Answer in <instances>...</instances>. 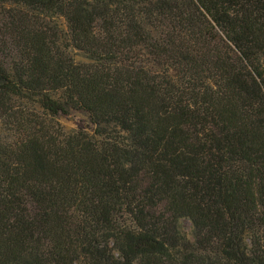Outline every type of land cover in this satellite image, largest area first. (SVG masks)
Masks as SVG:
<instances>
[{"label": "trees", "instance_id": "trees-1", "mask_svg": "<svg viewBox=\"0 0 264 264\" xmlns=\"http://www.w3.org/2000/svg\"><path fill=\"white\" fill-rule=\"evenodd\" d=\"M0 264H264V0H0Z\"/></svg>", "mask_w": 264, "mask_h": 264}, {"label": "rangeland", "instance_id": "rangeland-1", "mask_svg": "<svg viewBox=\"0 0 264 264\" xmlns=\"http://www.w3.org/2000/svg\"><path fill=\"white\" fill-rule=\"evenodd\" d=\"M71 55L77 62H85L86 59L78 52L72 51ZM57 122L64 128L65 131H70L79 126L85 129L89 128V124L85 116L75 111H67L65 115L59 116ZM179 228L183 231L189 238H191L192 227L188 220L182 219L179 222Z\"/></svg>", "mask_w": 264, "mask_h": 264}]
</instances>
